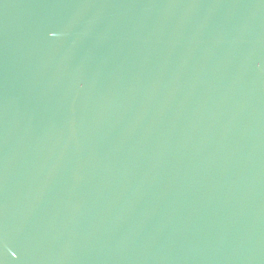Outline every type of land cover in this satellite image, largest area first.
I'll return each instance as SVG.
<instances>
[{
  "label": "water",
  "instance_id": "obj_1",
  "mask_svg": "<svg viewBox=\"0 0 264 264\" xmlns=\"http://www.w3.org/2000/svg\"><path fill=\"white\" fill-rule=\"evenodd\" d=\"M264 157V0H0V264Z\"/></svg>",
  "mask_w": 264,
  "mask_h": 264
}]
</instances>
